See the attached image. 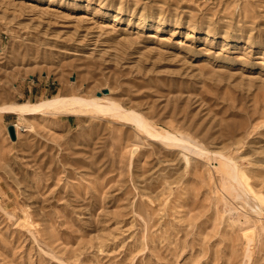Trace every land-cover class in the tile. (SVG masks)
<instances>
[{
	"label": "rangeland",
	"instance_id": "374dc122",
	"mask_svg": "<svg viewBox=\"0 0 264 264\" xmlns=\"http://www.w3.org/2000/svg\"><path fill=\"white\" fill-rule=\"evenodd\" d=\"M54 95L180 140L0 112V264H264V0H0V105Z\"/></svg>",
	"mask_w": 264,
	"mask_h": 264
},
{
	"label": "bare ground",
	"instance_id": "6f19581e",
	"mask_svg": "<svg viewBox=\"0 0 264 264\" xmlns=\"http://www.w3.org/2000/svg\"><path fill=\"white\" fill-rule=\"evenodd\" d=\"M85 109L97 113L111 114L112 116L133 122L138 130H141L152 137H164L167 138L166 140H180V138L173 135L164 136L157 130H154V128L151 127V124L139 112L126 109L115 101H105L104 97L97 95L89 98L79 95H54L53 97L44 98L36 102H12L0 105V112L19 115H27L38 112L45 113L48 111L74 112L77 114ZM13 125L19 135V125L15 123Z\"/></svg>",
	"mask_w": 264,
	"mask_h": 264
},
{
	"label": "water",
	"instance_id": "95a60500",
	"mask_svg": "<svg viewBox=\"0 0 264 264\" xmlns=\"http://www.w3.org/2000/svg\"><path fill=\"white\" fill-rule=\"evenodd\" d=\"M9 132H10V135L13 139H15L16 137V134H15V127L13 124L9 125Z\"/></svg>",
	"mask_w": 264,
	"mask_h": 264
}]
</instances>
